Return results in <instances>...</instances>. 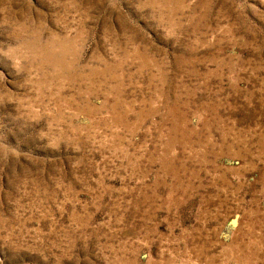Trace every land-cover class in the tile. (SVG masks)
Instances as JSON below:
<instances>
[{"label": "rangeland", "instance_id": "obj_1", "mask_svg": "<svg viewBox=\"0 0 264 264\" xmlns=\"http://www.w3.org/2000/svg\"><path fill=\"white\" fill-rule=\"evenodd\" d=\"M0 264H264V0H0Z\"/></svg>", "mask_w": 264, "mask_h": 264}]
</instances>
